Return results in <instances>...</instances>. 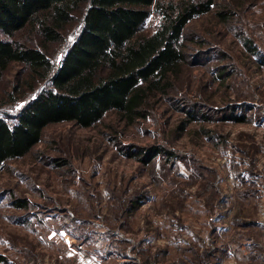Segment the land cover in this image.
<instances>
[{"label":"rangeland","instance_id":"obj_1","mask_svg":"<svg viewBox=\"0 0 264 264\" xmlns=\"http://www.w3.org/2000/svg\"><path fill=\"white\" fill-rule=\"evenodd\" d=\"M214 1L184 31L182 96L134 122L50 124L0 167V264H264V0Z\"/></svg>","mask_w":264,"mask_h":264},{"label":"trees","instance_id":"obj_2","mask_svg":"<svg viewBox=\"0 0 264 264\" xmlns=\"http://www.w3.org/2000/svg\"><path fill=\"white\" fill-rule=\"evenodd\" d=\"M214 0H0V32L27 29L36 43L0 37V167L27 155L47 126L98 123L115 110L129 122L146 117L154 99L182 94L188 65L184 31ZM154 13V31L144 27ZM227 19L229 7L219 11ZM36 39V40H37ZM63 46L59 57L52 46ZM15 110L13 113L9 110ZM240 120V117H237ZM151 161L162 151L140 149ZM173 154L172 152H168ZM131 207L139 200L131 199ZM141 201V200H140ZM27 208L23 199L14 201ZM3 257L0 256V261Z\"/></svg>","mask_w":264,"mask_h":264}]
</instances>
